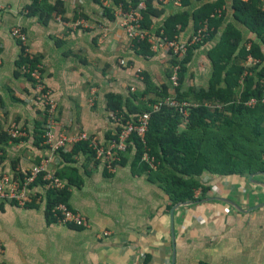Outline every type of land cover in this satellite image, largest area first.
Here are the masks:
<instances>
[{"label": "crops", "instance_id": "crops-1", "mask_svg": "<svg viewBox=\"0 0 264 264\" xmlns=\"http://www.w3.org/2000/svg\"><path fill=\"white\" fill-rule=\"evenodd\" d=\"M216 1L192 0L188 10L191 13L203 3ZM47 2H59L62 13L43 24L28 15L26 6L31 0H0V178L24 176L49 157L43 138V107L33 101L32 83L19 69L21 49L11 36L13 27L25 32L30 51L42 65L44 81L59 104L58 130L71 137L85 133L107 143L117 127L108 111V96L126 100L139 95L135 103L143 105L169 85L168 51L136 54L116 15L113 19L107 16L108 10L116 11V0ZM232 3L223 0L225 20L217 35L234 24L244 44L254 36L233 19ZM152 5L160 15L151 20V34L162 31L164 21L182 11L173 4ZM59 19L84 20L86 26L70 30ZM193 31L189 20L177 37L185 41ZM214 38L193 49L187 87L209 86L213 72L207 53L217 43ZM121 61L127 66H121ZM203 74H208L207 80ZM145 76L152 87L146 95ZM13 126L25 130V135L12 138L8 130ZM74 147L55 157L50 170L69 185L68 205L86 217L89 227L50 221L46 216L48 189L37 186L36 201L28 207L0 205L4 246L0 263L264 264V174H203L200 183L214 194L207 191L201 198V188H197L195 200L177 203L181 205L172 212L174 205L170 207L163 190L133 168L134 152L108 175L91 154L73 153Z\"/></svg>", "mask_w": 264, "mask_h": 264}, {"label": "trees", "instance_id": "trees-1", "mask_svg": "<svg viewBox=\"0 0 264 264\" xmlns=\"http://www.w3.org/2000/svg\"><path fill=\"white\" fill-rule=\"evenodd\" d=\"M191 1L180 0L182 11L170 15L161 28L163 36L168 40L185 29L189 20L193 21V33L204 22L209 28L203 42L190 48L180 62L178 86L171 88L168 82V86L158 90L155 100L143 105L135 103L139 102V95L126 100L115 95L107 98L108 111L120 120L119 127H116V132L108 141L116 138L122 126L134 123L142 114L151 112L154 105L173 98L190 103L186 117L176 109L165 106L152 113L143 143L133 136L127 152H134L133 168L138 173H145L151 184L158 185L163 190L171 202L170 207L195 200L194 192L197 188H201L200 196L204 197L210 187L200 183L199 177L203 174L223 177L264 174V0H233V19L245 26L254 39L243 44L239 29L234 24L225 26L220 39L207 53L213 68L208 90H196L191 87L184 89V73L193 49L211 41L222 26L223 0L203 3L190 13L188 9ZM121 4L127 11L131 5L136 4V0L128 3L116 0V7ZM152 4L153 1L147 3L143 17L142 27L146 31H150L151 20L160 15ZM26 10L28 15L36 16L43 24H46L52 15L62 13L59 2L51 5L47 0H31ZM107 16L113 19L115 10H108ZM155 35L159 36L160 32ZM134 46L139 56L152 55L145 42L135 43ZM249 57L257 62L253 67L246 68L244 65ZM25 61L21 53L19 69ZM35 61L39 63L36 57ZM245 71H248V74L241 80ZM170 72L169 69L168 81ZM143 83L147 87L144 94L146 95L152 89L147 76L143 77ZM250 99L256 100L252 107L247 105ZM208 104L216 106L210 110ZM181 125H184L183 129H180ZM78 152L89 153L96 161L95 153L88 144L75 145L73 153ZM143 152L153 159L155 171L140 162ZM127 154L122 157L119 166L125 164ZM96 163L99 165V162ZM37 186H44L41 179ZM68 188L69 185L62 191L48 190L46 216L50 221L56 222L51 214L55 205L62 203L69 207ZM35 201L36 197L32 203Z\"/></svg>", "mask_w": 264, "mask_h": 264}, {"label": "built area", "instance_id": "built-area-1", "mask_svg": "<svg viewBox=\"0 0 264 264\" xmlns=\"http://www.w3.org/2000/svg\"><path fill=\"white\" fill-rule=\"evenodd\" d=\"M153 1L159 5L173 4L180 6V0H136L135 5H131L129 10H125L121 4L116 8L115 15L119 21L120 28L125 32L128 40L135 45L146 43L149 49L154 53L162 49L168 51L171 58L176 60V63L170 66L169 82L171 88L178 86V74L180 70V62L185 58L188 50L193 46L200 44L206 38L209 28L204 22L200 28L194 32L187 40L180 41L178 37L171 40L163 37H156L142 27L143 17L147 9V3ZM2 7L0 6V11ZM59 21H61L59 19ZM70 30L84 28L86 23L84 20L61 21ZM11 36L19 44L21 53L25 57V63L20 67V71L29 78L32 83L33 101L42 105L45 122H44V145L49 152V157L44 159L39 165L33 167L23 178L11 177L5 174L0 178V205L4 203H12L17 207L26 208L35 197L36 184L41 179L44 187L48 190L62 191L67 186L54 172L50 170L55 157L64 152L69 146L78 144H88L89 148L95 153V159L99 162L108 175H113L122 157L127 154L130 141L133 136H136L140 141H144L148 131L150 117L152 113H156L162 106L176 109L183 117L188 115L190 103L185 101H177L176 99H167L163 103L154 105L151 112L144 113L139 116L134 123H127L122 126L120 133L116 138L108 141L105 144L100 143L96 138L90 137L88 134H80L78 136H69L65 132L58 130V108L59 104L54 97L53 91L44 81L42 65L35 61L34 54L30 51L27 36L23 30L16 26L11 29ZM257 61L254 58H248L247 68H251ZM120 65L127 66L125 61H121ZM248 74V71L243 73V77ZM264 102V100H263ZM256 104L255 99H250L247 105L252 107ZM114 124L119 127L120 120L113 116ZM8 134L12 138H19L25 135V130L15 126L8 130ZM2 153L0 151V157ZM140 162L146 164L150 170L155 171L156 165L152 158L143 152ZM51 214L56 222L72 226L75 228H88L89 222L84 215L76 210L71 209L66 204H57L52 209ZM0 241V254L4 248ZM2 264V263H0Z\"/></svg>", "mask_w": 264, "mask_h": 264}, {"label": "rangeland", "instance_id": "rangeland-1", "mask_svg": "<svg viewBox=\"0 0 264 264\" xmlns=\"http://www.w3.org/2000/svg\"><path fill=\"white\" fill-rule=\"evenodd\" d=\"M225 20V19H224ZM148 31V30H147ZM222 32L223 31H221V33L219 34V35H217L216 34V38H214V40H215V42H218V40L220 39V37H221V34H222ZM193 34V33H192ZM153 35H155V34H153ZM156 36V35H155ZM156 37H163V38H165L164 36H163V33H162V31H160V35L159 36H156ZM184 41V40H183ZM214 42V43H215ZM211 46V45H210ZM208 47V46H207ZM208 48H210V47H208ZM212 48V47H211ZM208 50V49H207ZM161 51H165L164 49H162ZM150 52L151 53H154L153 51H151L150 50ZM166 56V58H167V63H168V71H169V69H170V66L173 64V62H176V60L174 59V58H171V56L169 55V54H167V55H165ZM192 59V56L190 57V59H189V61H188V63H190V60ZM209 61H210V59L209 58H207ZM188 63L186 64V68H187V65H188ZM201 63H202V65L204 64V61H201ZM245 66V65H244ZM246 68H247V66H246ZM212 72H213V68H212ZM188 69H186L185 70V73H184V89H186L187 88V81H186V79L187 78H189V76H188ZM204 75V77H205V79L207 80V78L210 76V79H211V76H212V74H210L209 76H208V74H203ZM201 76V75H200ZM193 84V83H192ZM191 88H194V89H196V90H202V89H205V90H208L209 89V87H210V83H209V86L208 85H205V86H202V87H197V86H194V85H191L190 86ZM216 105H212V104H208V107H209V109L210 110H213L214 109V107H215ZM208 193H213L214 194V192L213 191H208ZM224 198H228L227 196L226 197H224Z\"/></svg>", "mask_w": 264, "mask_h": 264}, {"label": "water", "instance_id": "water-1", "mask_svg": "<svg viewBox=\"0 0 264 264\" xmlns=\"http://www.w3.org/2000/svg\"><path fill=\"white\" fill-rule=\"evenodd\" d=\"M214 198H217V199H223V198H221V197H214ZM181 204H176V205H174L173 206V208H172V212L174 211V209H176L178 206H180Z\"/></svg>", "mask_w": 264, "mask_h": 264}]
</instances>
